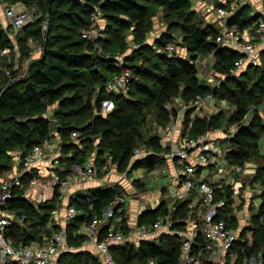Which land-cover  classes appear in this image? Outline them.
<instances>
[{"label": "trees", "instance_id": "16d2710c", "mask_svg": "<svg viewBox=\"0 0 264 264\" xmlns=\"http://www.w3.org/2000/svg\"><path fill=\"white\" fill-rule=\"evenodd\" d=\"M42 1L43 0H39ZM45 14L22 29L25 38L42 37V53L37 59L30 61L25 74L18 79L10 80L6 68H12L11 76L16 77L18 69L7 58H0V175L14 165L7 152L16 148L27 154L34 145L42 144L52 138V132H57L61 155L59 165L55 168L65 177L71 167L82 163L94 154L101 157L106 152L112 156L116 169L123 172L130 166L133 169L144 168L152 171L165 162L164 157L148 154L131 162L135 149L142 143L147 146H160L161 137L143 135L142 127L145 121L143 109L148 102L154 103L155 111L166 127L171 120L173 111L165 109L164 104L171 98L180 97L191 100L196 95L205 96L211 93L213 98L231 101L235 106L234 122L242 121L247 113V101L264 93V52H261L258 65L247 66L248 71L236 79L232 74L239 52L216 41L220 31L212 24L203 26L193 12L185 13L181 23V37L189 57L182 59L169 54L166 46L173 39L169 33H163L155 40V46L144 45V50L138 52L137 59L126 58L121 66L113 56L116 53L125 54L127 43L125 34L130 32L134 37L144 38L151 30L152 18L159 11L182 14L190 0H44ZM264 7V0H262ZM221 8H225L220 3ZM250 5H242L226 20V26L242 32L255 28L263 15H252ZM101 15L108 20L106 29L111 35L103 40L105 57L93 55L91 40L84 39L81 31L92 25L91 15ZM47 19V29L42 31V21ZM113 24V27H112ZM109 31V30H108ZM0 31V51L4 48H14L13 43ZM205 53H213L215 61L213 68L219 75L225 76L218 88L200 83L197 77L196 60ZM101 59V60H100ZM98 64V65H97ZM96 66L104 67V72L96 70ZM5 68V69H4ZM129 68L134 74L128 96L110 94L105 86L116 74ZM14 69V70H13ZM256 80L248 86L244 80ZM100 82V83H99ZM232 83V85H230ZM100 84V85H99ZM99 87H96L98 86ZM232 89H236L232 90ZM86 96V97H84ZM105 99H111L113 109L108 115L93 114ZM51 113L48 108L57 103ZM193 108V107H192ZM186 110L184 120L190 122ZM91 113L88 119L87 113ZM189 113V114H190ZM184 121V122H185ZM186 129V124L184 125ZM188 126V125H187ZM223 123L218 115L195 116L184 135L196 137L208 130L222 128ZM78 133L77 138L72 133ZM186 131V130H185ZM264 136V120L256 116L249 119L246 126L240 125L229 138L231 148L224 151V158L229 166L242 167L245 162L260 153L258 139ZM93 138L100 139L94 146ZM95 139V140H96ZM131 162V163H130ZM128 172V173H129ZM30 179L27 173L23 177L24 186ZM258 182L263 188L257 198L260 203L256 208L248 207L250 211L249 225L240 228L238 219L232 209L234 192L228 185L211 184L214 188L213 204L224 201L225 205L218 210V217L223 219L233 230L239 229L237 239L225 255L227 264H245L259 252L264 255V163L258 165L251 177L250 183ZM121 192L108 188L106 190H90L86 196H73L68 204L77 212L72 222L66 226L68 242L78 245L85 236L76 232L81 225L101 215V211L116 199ZM196 194L195 190L190 192ZM190 195V196H191ZM256 197V196H255ZM57 189L53 197L44 203H32L23 197H15L7 201L8 207L16 213H25L24 223L14 224L6 231V236L14 244L41 242L44 237H50L60 226L50 224L53 212L57 209ZM170 212L164 202L157 209L145 210L137 218V224L153 223L160 217L168 216L172 221L171 232L162 233L153 239L140 240L137 247L131 243L111 248L117 264H132L152 262V264H180V236L177 233L184 228L186 221L198 218L199 206H190V199L176 201ZM199 204L201 210L202 196ZM240 203L237 210H240ZM117 214V207L115 208ZM92 211V212H91ZM202 211V212H203ZM123 214V212H121ZM121 224V223H120ZM124 233L129 227L119 226ZM104 231L102 230L101 234ZM249 237H245V234ZM203 241L198 238V243ZM207 253L201 255L200 264H220L207 258ZM234 256L231 262V257ZM60 264H98L97 257L87 252L64 253L58 258Z\"/></svg>", "mask_w": 264, "mask_h": 264}, {"label": "built area", "instance_id": "2783aa9c", "mask_svg": "<svg viewBox=\"0 0 264 264\" xmlns=\"http://www.w3.org/2000/svg\"><path fill=\"white\" fill-rule=\"evenodd\" d=\"M5 17L14 31H19L26 24L37 19L34 10L22 8L17 11L13 5L7 6L4 10ZM218 14L227 20L228 13L224 8H218ZM97 15L90 17L92 25L81 31L84 39L92 40L96 37L94 24L97 21ZM47 29V19L42 21V31ZM256 32L264 38V19L257 23ZM216 41L224 45H235V51L239 52V57L235 62L233 74L238 73L244 66L258 65L260 63L261 51L257 44L244 34L224 26ZM232 48V47H230ZM174 47L171 44L166 46V51L172 54ZM10 48L4 49L3 53H9ZM179 57V56H177ZM184 59L182 56L179 57ZM122 61H117L115 65L121 66ZM17 67L14 65V69ZM13 81L10 71L5 72ZM134 74L131 69L126 68L119 74H116L105 86V91L110 94L128 96L131 82ZM221 79L213 81V88H218ZM213 96L208 93L205 96L196 95L193 99L186 101L179 97L169 99L164 107L168 111H185L187 107L198 108ZM173 128L168 130L171 134ZM215 130H208L202 135L196 137L182 138L176 148L170 152L169 157L176 159L183 165L185 177L182 178L175 190L176 198H183L185 195L195 189L202 195L204 211L200 218L190 219L184 224V228L177 233L180 236L181 259L180 264H200L201 255L207 253V258L211 261H217L220 264H227L225 255L237 239V232L229 228L223 219L218 217L219 208L224 207V201L213 204L214 188L209 184L205 175L202 173L203 168L218 164L225 160L219 145L212 140L211 135ZM73 138L78 137V133H72ZM61 148L59 144L51 145L50 139L45 140L42 144L34 145L25 155L22 150L16 148L7 152L11 156L15 165L11 169L0 175V264H54L53 261L60 255L73 251V246L68 242V233L66 226L69 225L77 211L67 203L64 215L65 226L60 227L50 237H44L41 242H31L28 244H14L11 238L6 236V231L14 224L25 222V213H16L7 205V201L15 197H23L32 203H43L47 200L45 189L42 191L40 180L50 178L48 184L57 189L58 202L64 200L69 185L72 181L96 177L97 166L92 158H87L82 163H76L71 167L70 174L62 177L55 169L45 167L44 161L50 160L57 163ZM145 155L141 149L134 151L133 157ZM226 164V163H225ZM224 164V165H225ZM226 166V165H225ZM219 170H222L219 167ZM30 174L27 186H24L23 177ZM69 201V200H68ZM126 202L125 195H118L114 201L108 204L99 217L84 223L81 233L86 238L96 244L98 249V264H117L111 252L112 247L123 246L128 243V237L118 226L110 222L116 217V210ZM158 204L152 209H157ZM172 222L168 216L160 217L153 223L137 224L134 232L140 240L150 239L152 233H157L163 228L171 232ZM102 230L104 231L102 234ZM203 241L199 244L198 238ZM234 258L231 259V262ZM248 264H264V255L259 252L247 261ZM132 264H152V262H138Z\"/></svg>", "mask_w": 264, "mask_h": 264}, {"label": "rangeland", "instance_id": "374dc122", "mask_svg": "<svg viewBox=\"0 0 264 264\" xmlns=\"http://www.w3.org/2000/svg\"><path fill=\"white\" fill-rule=\"evenodd\" d=\"M21 3L19 4L20 9L27 8L32 9L35 11L37 16L44 15L45 12V1H39V0H19ZM241 1L243 0H190L189 4L185 8L184 12L182 14H174V13H166L159 11L155 17H153L152 20V28L151 30L146 34L144 38H139L137 40L136 37H134L130 32H127L125 34V41L127 43V50L125 54L116 53L113 57L119 61H122V63L125 62V59L133 58L137 59L138 52L140 50H144V45L149 47L155 46V40L163 33H169L170 36H172L173 41L170 43L174 50L172 52L173 55L183 57L184 59L189 57V52L184 47L181 37V23L184 21V18L186 16L185 13L187 12H193L198 20H200L203 23V26L212 24L213 26H220L218 29L221 32L223 29V24L225 22L223 17H220L218 14V8L221 6L220 3L224 4L225 10L228 12L235 13V11L238 10V8H241L242 5H240ZM261 2H263L261 0ZM249 5V4H247ZM244 6V5H243ZM251 8V7H250ZM2 13H0V21H2ZM3 22V21H2ZM1 23V22H0ZM108 24V20L103 18V16L99 15L97 17V21L94 24V31L95 35L94 39L91 41L93 42V49L90 51L93 55H98L100 57H105V49L103 48V40L107 38V36L111 35L110 29H106V25ZM226 24V22H225ZM224 24V25H225ZM222 25V26H221ZM226 26V25H225ZM113 27V24H112ZM4 28L3 25H0V29ZM7 31L10 33L11 41L14 44L15 49L17 52H9L6 56H1L0 58L7 61H10L14 63L17 66L18 72L16 73V77H13L15 79H18L22 77L25 72L27 71V68L29 66L30 61L37 59L41 56L42 53V37L34 38L31 37L25 38V31L23 29H20L19 31H14L11 25L5 26ZM257 26L255 28H248L246 29L249 32H252L253 30H256ZM234 29V28H232ZM109 30V31H108ZM235 30V29H234ZM1 31V30H0ZM242 33V32H240ZM2 34V33H1ZM4 35V34H2ZM147 49L144 50L146 52ZM6 57V58H5ZM101 60V59H100ZM215 61V57L213 53H205L198 57L196 60V69H197V77L200 83H204L209 85L212 89L213 88V81H217L221 79V81L224 80L225 76H221L216 72V70L213 68V64ZM15 62H18L17 64ZM98 65V64H97ZM250 66V65H249ZM254 66V65H252ZM5 69V68H4ZM96 70L103 71L104 67L102 66H96ZM247 69V66L242 69L241 72H238L235 75L236 79H242L241 75L245 73ZM12 72V68H6L5 71ZM14 70V69H13ZM233 74V73H232ZM256 80V74L254 73V76L252 79L244 80L248 83V86H250L254 81ZM100 83V82H99ZM100 85V84H99ZM96 86V87H99ZM232 85V83H230ZM235 90L236 89H232ZM86 97V96H84ZM180 98V97H179ZM182 99V98H180ZM185 100V99H182ZM190 100V99H189ZM187 100V101H189ZM58 106L57 103L51 105L48 108V112L51 113L52 110H55ZM247 109L248 112L246 117L240 121V122H234L235 120L233 114L235 112V106L234 104L227 100V99H221L218 95L216 98H211L209 101L205 102L203 105H201L198 108L193 109L192 107H187L186 110H189L190 108L193 109V112L190 113L189 111L186 116H188L190 122H186L184 119L186 118H180L178 119V127L180 130L184 133L187 132L191 125V121L194 119L195 116H211V115H218L219 120L223 123L222 128L215 129L214 138L216 139V143L218 144V140L221 141V149L222 154L224 157V151H227V149L231 148L229 144V138L232 136L233 132L236 130V128L240 125L246 126L249 122V119H253L259 117L260 119L264 120V93H261L259 96H255L251 98L249 101H247ZM113 109V103L111 99H105L100 107L93 112V114H100L103 116L108 115L109 112H111ZM154 103L148 102V105L145 106L143 111L145 112V121L142 127L143 135L146 137L157 135L160 136L162 139L163 131L167 127L163 126V120L158 116L157 112L155 111ZM251 110V111H250ZM186 113V112H185ZM190 113V114H189ZM88 119H90L91 113H87ZM176 118V115H175ZM185 121V122H184ZM186 124V129L185 125ZM188 125V126H187ZM170 126V124H168ZM186 130V131H185ZM218 131V132H217ZM218 134V135H217ZM54 142H56V135L54 132H52V138ZM93 138L92 143L94 146H98L100 143V139ZM161 141V140H160ZM96 144V145H95ZM172 146H168L165 144H160V146H147L145 143H142L140 146H138L135 150L141 149L144 153L148 154H157L160 157H164V155L170 154L172 152ZM258 148L260 149V153L256 155V157L250 159L249 161L245 162V164L242 167H235V166H229L227 164L226 160H221L218 164H212L208 165L203 168L204 174L206 175L205 179L209 184H215V186L219 187L220 185H228L234 192V198H233V204H232V210L236 218L238 219V224L241 228H246L249 225V216L250 211H248V207L256 208V206L259 205L260 199L257 198L258 193L263 188L261 185L258 184V182L250 183L251 177L256 172V168L258 165H261L264 163V136L260 135V138L258 139ZM97 150L95 148L94 150L90 151L91 155L95 157L96 160V166L98 173H101L102 171H110L114 167H116V164L112 162V156H110V153L106 152L101 157H98L94 154V152ZM134 156V155H133ZM12 159V158H11ZM12 162H14L12 160ZM131 162H133V157ZM130 162V163H131ZM95 163V162H94ZM226 163V164H225ZM164 163L159 165L157 168L161 167ZM226 166H225V165ZM99 166V167H98ZM219 167L222 170H219ZM130 166H128L123 172L118 171L122 173L123 175L127 174L129 175ZM229 171V172H228ZM129 172V173H128ZM228 172V173H227ZM97 173V175H98ZM135 174L139 176H144V174H150L149 181H148V187L150 190H153L154 188L161 187V185H167V181L164 179V177L161 175V171H153L150 173L145 172L144 169L139 168L135 172ZM96 175V176H97ZM125 175V176H127ZM147 177V175L145 176ZM169 193L165 194L162 193L161 201L164 202L169 209L170 212L173 211L174 204H177V200L179 202L181 200H184L186 197L190 199V206L195 207L196 205L199 206V215L198 218H200V215L202 214L203 209L201 210L202 206L199 204L201 200V194L195 189L196 194L191 195L188 193L183 198H176L175 192L172 194V188L169 187ZM191 195V196H190ZM256 196V197H255ZM132 195L126 196V206L130 203L132 199ZM240 203H243L242 206H240V210H235L239 206ZM65 200H60V204L57 206V209L55 210L52 218V224L55 222H58L59 216L64 212V206H65ZM159 205V204H158ZM203 205V204H202ZM121 210V208H119ZM119 215H117L114 220H117ZM194 219V218H193ZM197 219V218H195ZM172 222V221H171ZM114 225V224H113ZM239 227V228H240ZM250 234V233H249ZM249 234H245V237H249ZM234 258V256L231 257V259ZM231 264V263H228ZM248 264V263H245Z\"/></svg>", "mask_w": 264, "mask_h": 264}, {"label": "crops", "instance_id": "0c3cea01", "mask_svg": "<svg viewBox=\"0 0 264 264\" xmlns=\"http://www.w3.org/2000/svg\"><path fill=\"white\" fill-rule=\"evenodd\" d=\"M20 3L21 2L19 0H0V13H2V16H3V18H2L3 22L0 21L1 22L0 25H3V27H4V28H1L0 30L7 37L10 36V33L7 31L5 26L10 25V24L5 17L4 10L7 6L13 5L15 7V9L17 11H19L23 8L22 7L20 9V6H19ZM245 4H249L251 6V10H252L251 14L252 15H263L264 14V7H263L261 0H243L240 3V5H245ZM227 13H228V17H230L233 14L232 12H228V11H227ZM260 19H261V17H260ZM225 22H224V24H225ZM224 24H223V27L226 25V24L225 25ZM215 27L219 28L220 26H218V27L215 26ZM242 34H244L247 38H249L253 42H255L257 44V46L259 47L260 51L264 52V38L261 37L256 32V30H253L252 32L244 30V31H242ZM10 38L11 37H9V39ZM229 47H232L233 50L236 48L235 45H229ZM4 49H7V48H4ZM3 50L0 51V55L1 56L8 55V53H3ZM11 51L17 52L15 47L12 50L10 49V52ZM7 59H9V58H7ZM15 63L17 64L18 62H15ZM244 67L242 69H244ZM242 69L239 72H241ZM185 111H173L174 114L171 116V120L168 123V124H170V126L167 125V127L164 129L165 131H163L162 139L160 141V143L162 145L165 144V145H167V147L172 146L173 147L172 149H174L180 143L181 139L186 137V134L184 135V132H182L180 130V128L178 127V123H177V122H179L178 119H180V118L182 119L184 117ZM175 115H176V118H175ZM171 127L173 128V131L171 134H168V130ZM54 133L56 135V142H54L52 139H50V143H51V145H53V144L58 145L59 144V137L57 135V132H54ZM213 135H214V133H213ZM211 138H212V140H215V141H216V139H218V138H214V136H212ZM220 143H221V141L218 140V145L221 149ZM144 154L148 155V153H144ZM60 155H61V151H59V154L57 156L60 157ZM145 155L140 156V157H133V161L141 159ZM89 158H92L96 164V160H95L94 156H91ZM164 158H165V162L161 167L155 168L152 171L145 170L144 168H142V169H144L145 172H147V173H150L153 171H161V175L167 181V185H161L160 188L157 187V188H154L153 190H150L149 187L147 186L148 185L147 183L149 181L148 177L150 176V174L148 175V174L143 173L144 176H139V175L134 173L137 169H139V168H137V169H133L132 172L129 173V175L125 174V175H127V176H125L122 173L118 172V170L114 167L110 171L106 170V171H102L101 173L97 172L98 175L96 177H90V178L83 179V180L72 181L68 187L66 194L64 195L65 204L67 205L70 197H73L76 195H78L80 197L86 196V195H88L90 190H95V189L96 190H106L108 188H113V189L120 191L121 192L120 195H125V196H127L128 194L132 195L133 197H132L131 201H129L130 203L128 204V206L125 205L126 204V202H125L124 205L119 207V208H121V210H119V208L117 209L116 216L119 215L120 218H118L117 220L113 219L110 222L112 223V225L114 224V226H118V227L121 224L127 225L129 227V229H128V232L125 234L128 237V243H131L137 247V244L139 243L140 239L138 238L137 234L134 232V228L137 225L138 216L142 212H144L145 210H150V209H152V207L154 205L159 204L160 201L162 200L161 199L162 193H165V194L169 193V189H168L169 187L172 188V194H171V196H172L174 194L180 180L185 177L183 165L180 162H178L176 159L170 158L169 154L164 155ZM14 165H15V163H14ZM43 165L45 167L55 169L58 167L59 161L57 160V163H55L53 161L47 160V161H44ZM55 172L58 173L57 170ZM202 173L204 174V171H202ZM69 174H67L66 176H68ZM146 175H147V177H145ZM205 177H206V175H205ZM49 179L50 178L48 177V178H42L40 180V186L42 188V191L44 189L46 191V195H47L46 201L50 200L53 197V193H54V188L50 184H48ZM46 201H44V202H46ZM37 204H39V203H37ZM235 210H237V209H235ZM54 212H53V214H54ZM65 212H66V208L64 206V212L61 214V216H59L58 222L53 223L54 225H59L60 227L65 226V219H64ZM121 212H123V214H121ZM78 214H81V213L77 212V215ZM52 221H53V218H51L50 224H52ZM81 228H82V225L80 226V228L76 232H78L79 234H82ZM239 229L234 230V231H236L238 233ZM162 233H167L165 228H163V230L158 231L157 233L150 234L149 238L150 239L156 238L157 236L161 235ZM72 246H73V251H71L72 253L87 252L94 257L98 256V249L96 247V244L90 242L86 238V236H85L84 240H82L78 243L77 246L76 245H72ZM53 262H54V264H57V263L60 264L59 259H56Z\"/></svg>", "mask_w": 264, "mask_h": 264}, {"label": "bare ground", "instance_id": "6f19581e", "mask_svg": "<svg viewBox=\"0 0 264 264\" xmlns=\"http://www.w3.org/2000/svg\"><path fill=\"white\" fill-rule=\"evenodd\" d=\"M251 111V110H250ZM248 113H250V112H248ZM92 212V211H91ZM58 262V261H57ZM58 264V263H57Z\"/></svg>", "mask_w": 264, "mask_h": 264}]
</instances>
